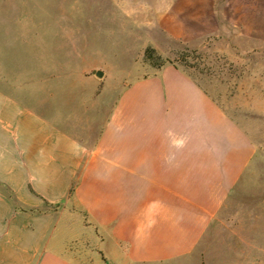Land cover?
I'll return each instance as SVG.
<instances>
[{
	"label": "rangeland",
	"instance_id": "1",
	"mask_svg": "<svg viewBox=\"0 0 264 264\" xmlns=\"http://www.w3.org/2000/svg\"><path fill=\"white\" fill-rule=\"evenodd\" d=\"M4 61L15 91L32 94L33 83L43 82L44 93L51 92L54 82L55 91L69 93L83 135L104 101L110 115L133 91L144 113L149 78L162 68L185 73L196 92L190 86L185 102L182 96L187 116L170 117L166 125L171 155L188 163L134 166L141 213L156 220L162 207L152 193L159 186L153 176L165 170L173 207L181 200L193 210L201 205L209 224L197 251L183 256L187 264H264V230L255 222L264 197V0H0ZM202 97L245 126L252 141L253 156L242 157L250 164L237 181L235 166L196 163L213 155L211 133L193 113ZM68 105L59 101L61 110ZM88 167L111 172L120 166ZM222 186L230 192L212 218ZM245 232L250 246L243 243Z\"/></svg>",
	"mask_w": 264,
	"mask_h": 264
},
{
	"label": "crops",
	"instance_id": "2",
	"mask_svg": "<svg viewBox=\"0 0 264 264\" xmlns=\"http://www.w3.org/2000/svg\"><path fill=\"white\" fill-rule=\"evenodd\" d=\"M8 74L1 62L0 264H187L183 256L197 251L209 227L205 208L193 210L182 200L173 207L167 173L159 170L152 193L162 209L153 221L152 213H141L139 174L134 173L141 164L188 163L171 155L166 125L170 117L187 116L182 96L185 102L190 86L196 92L185 73L162 68L149 78L144 113L133 91L110 115L104 101L100 115H90L85 135L76 129L69 93L55 91L54 82L51 92L44 93L43 82L33 83L32 94L15 91ZM60 100L68 101L66 110ZM196 104L194 116L213 143V155L196 163L235 166L233 180H239L250 164L242 157L254 152L245 126L212 100L202 97ZM141 115L148 124L140 123ZM215 149L222 155L215 156ZM99 165L120 167L111 172L88 167ZM229 192L222 186L221 194H214L212 218ZM178 195L186 196L182 190ZM255 222L264 230V197ZM243 239L251 245L246 232Z\"/></svg>",
	"mask_w": 264,
	"mask_h": 264
},
{
	"label": "trees",
	"instance_id": "3",
	"mask_svg": "<svg viewBox=\"0 0 264 264\" xmlns=\"http://www.w3.org/2000/svg\"><path fill=\"white\" fill-rule=\"evenodd\" d=\"M148 51H151V50H149V49H146V50H145V52H144L145 57H148ZM149 53H150V52H149ZM149 56H150V54H149Z\"/></svg>",
	"mask_w": 264,
	"mask_h": 264
},
{
	"label": "water",
	"instance_id": "4",
	"mask_svg": "<svg viewBox=\"0 0 264 264\" xmlns=\"http://www.w3.org/2000/svg\"><path fill=\"white\" fill-rule=\"evenodd\" d=\"M97 74H98V75H100V74H101V72H98Z\"/></svg>",
	"mask_w": 264,
	"mask_h": 264
}]
</instances>
